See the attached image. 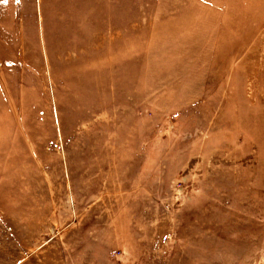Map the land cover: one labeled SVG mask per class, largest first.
<instances>
[{"label": "rangeland", "instance_id": "rangeland-1", "mask_svg": "<svg viewBox=\"0 0 264 264\" xmlns=\"http://www.w3.org/2000/svg\"><path fill=\"white\" fill-rule=\"evenodd\" d=\"M0 264H264V0H0Z\"/></svg>", "mask_w": 264, "mask_h": 264}]
</instances>
